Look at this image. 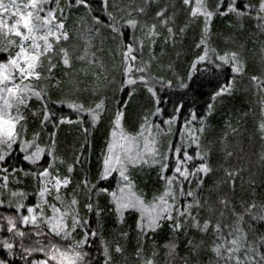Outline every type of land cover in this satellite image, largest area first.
Listing matches in <instances>:
<instances>
[{"label": "trees", "instance_id": "1", "mask_svg": "<svg viewBox=\"0 0 264 264\" xmlns=\"http://www.w3.org/2000/svg\"><path fill=\"white\" fill-rule=\"evenodd\" d=\"M193 1L195 0H188V3L185 0H108L106 7L103 0H87V4L78 0L48 1V9L59 11L72 33L69 47H61L57 50L58 56L50 59L51 63L54 59L58 67L51 68V78L41 83L40 108L37 112L31 109L36 114L29 113V117L24 120L26 131L23 137L27 138L35 133L37 138H44L46 147L41 148L40 158L34 161L26 159L24 149L19 142H15L5 159L0 161V200H3L0 204V257L8 264H22L34 257L35 252H25L24 249L33 250L25 241L29 240L28 237L36 238L43 228L40 223L28 226L17 221L22 216L19 214L18 202H23L24 212L25 207L34 206L41 200L45 176L41 178L37 173L42 172L45 167L48 172H64L68 175L67 185L54 193L62 198L70 218H78V224L70 235L42 238H51L47 240V244L52 243L51 246L57 245L59 248L57 262L50 258L55 264H80L74 253L81 250L89 254L85 258L87 264H105V248L108 249L109 264H147L148 261L152 264H185L186 261L188 264H236V256L240 257V264H245L246 258L248 264H251L252 257H255L256 264H264V172L261 169L257 174L253 172L258 170V158L250 163L252 166L246 161L250 156L247 152L261 149L260 123L264 118V87L260 89L261 92L247 91L238 84L230 88L235 73L229 62H223V67L216 68L214 64L196 60L194 71L184 80V85L191 86L178 85L179 87H172L171 91L161 92L155 106L159 111L154 113L153 101L143 90L133 86L130 90L127 84L130 82L125 81L123 74L126 64H122V56L117 53L119 44H123L122 49L125 48L129 37L135 36L141 26L145 30L143 35L146 55L154 54L156 60H166L165 63L169 66L175 63L178 71L184 69L183 65H189L194 51L197 52L194 59H197L205 54L206 48L209 57L237 52L247 64L246 70L250 69L252 50L254 53L257 50L251 43V12L246 13L242 7H238L236 12L230 14L226 0H204V11L211 10L213 15L206 20L199 12L191 18ZM217 5L220 7L217 8ZM136 9L142 11L138 12ZM161 9L164 12L157 16ZM238 13L241 16H236ZM128 20H136L140 25H128ZM84 24L92 28L93 35L100 37L101 44L99 41L94 42L96 38L92 41L96 45L93 48L96 54L93 63L88 61V57L77 59L86 53L81 44L85 45L88 40L87 35H84L82 42L75 29L78 25L82 28ZM153 25L157 32L155 36L149 37L147 30H151ZM113 33L118 36L117 42L110 40ZM202 39L205 46L203 51ZM61 49L68 53V66H64ZM126 52L129 57L134 54V49H126ZM128 67L125 73L128 72ZM105 69L115 73L118 85L123 87L120 93L115 89L114 94H104L102 88L106 80L100 82L92 78L93 74L103 73ZM129 69L131 71V67ZM222 87L226 91L220 93V103L215 107L214 103H217ZM93 92H96L94 97L105 99L103 106L98 98L94 102ZM74 102L83 107L73 109L71 104ZM97 104H101L102 113L98 115L96 122H89L92 112L86 109L94 111ZM211 109L214 112L210 113ZM113 111L116 116L118 112L122 113L119 120L124 127L134 128L131 131H138L140 125L154 128L156 121L172 120L174 130L168 141L169 149L166 148V154L162 158L164 167L158 169L155 165L142 166V169L134 173L133 178L135 192L148 204L154 202L156 194L163 191L166 195L171 188L173 197L168 206L170 217L162 215L151 229L145 227V230H141L138 227V223L144 221V214L139 209L132 206L119 208L118 201L110 200V195H114L121 185L117 169H109L110 175L101 178ZM45 113L48 114L47 118ZM62 117L65 119H61ZM207 117L209 127L202 145L206 153L205 159L200 158L202 162H199L191 146L187 149L191 159H185L182 152L178 159L177 152L176 155L173 153L177 147L175 132L178 130L180 135L192 119L201 123ZM225 117L235 120V131L225 126ZM229 137L233 139L230 140ZM164 140L161 150L168 143L167 138ZM235 145L241 147L239 156L231 155ZM201 163L209 168L206 181L199 185L198 180L202 181L201 172H198L195 179L192 171L194 166ZM178 165L180 172L175 171ZM185 170L189 175L184 177ZM85 180L88 181L87 184L84 183ZM128 183L132 184L130 181ZM189 192L192 193L191 196L187 195ZM51 194H47L49 199ZM73 197L76 204L71 203ZM89 204L92 205L91 208L87 207ZM185 206L187 212L180 219L181 210ZM9 217L14 218L13 222L24 233L23 237L16 235L15 229L8 230ZM205 220L210 222L207 229L204 227ZM177 222L182 225L179 229L174 227ZM217 223L221 225L219 232L216 229ZM237 229L242 235L239 237L237 250L232 253L233 259L229 260L227 248L217 250L216 245L224 244L225 239L231 241ZM90 232H95V235H88ZM5 240L13 244L14 254L13 249L3 246ZM21 241L24 248L20 247ZM37 243L44 244L38 239ZM173 243L176 247L171 249L170 245ZM117 245L121 248L119 252L116 251Z\"/></svg>", "mask_w": 264, "mask_h": 264}, {"label": "rangeland", "instance_id": "2", "mask_svg": "<svg viewBox=\"0 0 264 264\" xmlns=\"http://www.w3.org/2000/svg\"><path fill=\"white\" fill-rule=\"evenodd\" d=\"M48 1L49 0H35L36 6L31 7L28 4V0H0V2H2L5 5L6 9H10L13 5H16L19 12H22L24 14L23 16H20L17 15L16 12H10V13L8 11L0 12V20H2L4 24L11 26L17 20H19L20 24L17 26L20 28L21 32L27 34L28 28L25 26V18H27V23L29 26L36 25V27L33 29L32 35L36 37H43L45 34L49 32L58 33L61 35V38L59 40H57L53 35L48 36V41L52 44V47L47 52L43 51L44 42L42 39L37 40V43L40 45V49L38 50L33 49L31 47L32 45L31 36L23 40V47L25 49V53L21 54L22 57L24 55L31 57V55L34 52L37 51L39 52L38 60L34 61L33 63H35V71L39 72L40 76L32 77V76H28L27 74L21 75L19 71L20 67H25V61L23 58H20L18 60V66L17 64H13L11 62V59L16 58L17 53L20 52L22 38L18 34H16L15 31L9 32L7 27H0V62H3L2 64H0V76L3 77V79H0V141H2L0 142V153H5V152L7 153L9 150L7 148V144L10 143L12 146L15 142L20 143L27 157H29L32 154V152H35L36 148L42 150L41 148L46 147L44 138L43 137L37 138L35 136V133H33V135L31 134L32 136L30 137L27 138L23 137L26 131L25 130L26 124L24 120L29 117V113L35 115L37 109L40 108L41 105L39 103V100L41 94L37 95L36 93H40V92L42 93L41 83L45 82L47 78H51V74L49 73L53 71V69L51 68H54L55 66L56 68L58 67L57 65L58 63H56L54 59H53L54 64L51 63L49 57L58 56L57 50H59L63 46L65 47L68 46V42L71 39V33H72L70 32L69 24H67V22L64 21L63 19L64 16L60 15L59 11L55 9H48ZM239 3L240 5H238ZM183 4L185 5V3ZM226 4L228 5L227 9H229L230 4L234 5V7L232 9H229L228 11L230 14L232 12H236L237 11L236 8L238 7H242L243 11L246 13L248 11L251 12V21H252V27H251L252 30L250 32L251 43L254 44L257 49V50L255 49L256 53H254L255 51L251 49L253 52L252 55L253 58L251 61L252 63L250 69L247 68L246 70L247 64L244 62V60L239 54H237L236 59L229 61V65L231 67H232V63H236L237 66L241 69V71L239 72H234L235 76L232 78L233 80L230 82V88L233 87L232 85L237 86L238 84L239 87H243V89L247 91L252 90L253 92H261L260 89H263L264 87V8H261V0H226ZM202 5L206 7L204 0H197V1L195 0L192 2V8L189 7L191 9V15H190L191 18H194V16H197V14L199 13L197 12L196 15H193L192 14L193 8L199 9ZM29 12L32 13L31 16H29ZM50 13H52V15H50ZM230 14H227V16H229ZM37 15L39 16V19H37ZM45 16L48 17L47 21L43 19ZM236 16H241V13H238V15ZM61 21H63L62 26L60 24ZM137 24L140 25V22L137 21ZM79 25L75 29V32L77 33L80 40H82V42L84 40V35H87L88 42H86L85 45L81 44V48L86 53L83 56L80 55L81 57L79 56L77 57V59L82 60L88 57L89 58L88 61L90 63L91 62L93 63V59L96 56L93 48L96 46L95 43L100 40V37L97 34L93 35L92 34L93 32H91L93 31L92 28H90L89 26L87 27L86 24H84L82 28L79 27ZM156 30L157 28L153 30V27L151 30H147L149 34L148 36L149 37L155 36L156 35L155 32H157ZM144 31L145 30L141 29L140 26L137 32L138 34L136 33L135 36L131 35L132 37H129V41H127V45L128 44L133 45L132 49H134V54L129 56L127 60L124 59L126 53V47L122 49V47H124L123 44H119L121 48L118 47V51L117 49L116 51L118 54L122 56L121 57L122 64H124V66L126 64L125 70L123 71V74L126 77L125 81L126 80L129 81V78L131 77V82L127 83L128 86H130L131 88L130 90H132V86L136 87L137 89L143 90L144 91L143 93H145L153 101L152 107L154 113H156L157 109L155 106L158 100V95L161 92L163 93V92L171 91L172 87L183 86L184 80H187L191 76L190 74H192V72L195 69V67H193V64L197 60L194 59L195 56L197 55V52L195 51L193 52L189 61V65H186L185 67L183 65L184 69H182V71L179 70L180 71L179 72L177 66H175V63L174 64L172 63L171 66H169L165 63L166 60H162V61L156 60L154 54L152 56L146 55V53L144 52L145 50L144 49L145 35H143L145 34ZM63 33L68 34L66 38L63 36ZM110 37H111L110 40H112L113 42H117L118 36L115 35V33H113ZM95 38L96 41H94ZM92 41H94L95 43ZM204 48L205 46L202 44L201 50L203 51ZM206 55H207V60L200 62H208L209 65L218 64L219 67H223L224 61L219 60V57L221 55H217V57L211 55L209 57L208 54ZM229 55L231 54L229 53ZM64 66H68V65L64 63ZM128 66L131 67V71ZM127 67H128V72L125 73ZM201 67H203L202 63H201ZM104 72H107V74H105ZM103 73H100L98 75L96 74L92 75L93 79L99 80L100 82L103 81L104 79L106 80V82L103 83L105 84L104 87L102 88L103 93L114 94L115 89L117 90V93H120L123 87L122 85H118L117 77L115 73L112 71H108L106 69L103 70ZM183 74H185V76H182ZM140 75H146L148 77V81L150 82L139 80L138 77ZM253 77H256V79H253ZM169 81H171L170 84L168 83ZM9 89H11V91H9ZM220 93L221 92L218 93L219 94L218 96L216 95L217 103L215 102L216 105L214 103L215 107H217L218 103H220L219 99L222 96L220 95ZM95 94L96 92H93L92 99L94 98L93 99L94 102L100 99L98 97H94ZM98 101H102V106H103V102H105V99L102 98ZM31 109H33L36 112L31 111ZM212 112H214V110L211 109L210 113ZM101 113H102L101 110H99L98 115H100ZM229 114L230 113H228V115ZM262 115H264V111ZM116 117L117 116L115 114V111H113V113L110 116L109 126L111 129L107 139L106 150L104 155L105 157L107 156L109 159L110 166L108 170L110 169V171L112 170L116 171L117 169L119 173V178L121 180L120 181L121 185L118 186L117 192L113 193L114 195H110V200L114 202L115 200L118 201L119 208L132 206L135 207L136 209H139L144 214V218H142V220L144 221H142V223H144L146 226L149 216L154 215L160 209L162 204L161 197H163L164 201H167V204L169 206L171 204L170 200L173 197V194L171 188H169V192H167L166 195H164L162 191L161 193L156 194L155 200H153L154 202H152V204H148V202H145L144 199L140 197L138 192H135V187L133 184L134 173L142 169V166H146V165L147 166L155 165L156 167H158V169L164 167L162 158H164V155L166 154V148L169 149L168 141L172 137V133L174 130L172 128L173 125H171L172 120L170 119L164 122L156 121L154 128H152L151 126L142 127V125H140L138 131H131L134 128H126V126L124 127L122 124L123 122H120V120L117 121ZM150 118L151 117H149V119ZM88 119L89 122L97 121V119L93 120V116L91 114ZM207 119L208 117L205 120H202L201 123H199V121L197 122V120L194 118L191 120V122L188 125L185 126L184 132L182 134L178 135V130L175 132L176 134L175 141L177 143V146H180L182 150L186 151L187 153H188L187 149L190 146L194 148L195 151L194 156L196 158H199V162H202L200 158L205 159L206 157V153L202 149L203 147L202 145H204L205 143V139H206L205 132L207 131V127H209V121ZM224 123L226 127L232 129L231 131L236 130L235 128L236 122L233 118L229 119L225 117ZM262 123H264V118L260 123L261 149L259 150L255 147L256 150L254 152H247V155L250 153L249 155L251 156V157L248 156L246 159V161L249 162L248 164H250L254 159L258 158L257 159L258 163L256 165V167L258 166V170L255 171L253 170L254 173L259 172L260 169L264 172V128L261 127ZM164 138H167L168 143L167 146L165 144V148L161 150L162 146L164 145L163 143L165 141ZM232 139L233 138L231 137L230 140ZM109 144H111V148H109ZM215 145L217 144L215 143ZM250 145L253 146L252 144ZM173 147H175V144H173ZM198 151L201 153L200 156L196 155ZM41 153L42 151H40L39 157L37 159L40 158ZM173 153L174 155H176L175 150L173 151ZM240 153H241V147L239 146L237 147L235 145L234 149H232L231 155L235 154L239 156ZM29 160L32 161L33 159H29ZM133 160L137 161V163H132ZM121 165L123 166L122 168ZM198 166L199 165L193 167L194 169L192 171V176H194L196 179L198 172H201L200 175L202 181L198 180V184L200 185L201 182L204 183V180L206 181L205 176L208 170L207 171L201 170L199 169ZM122 170L124 172V176H121ZM48 173L50 175H45V180L43 178V184H44L43 188H45L46 191L41 193V200L37 201V203L34 206H31L33 207L32 213L28 212V208L30 206L25 207L24 209L25 211L23 212L22 209L23 202L22 201L18 202L19 214L22 216H20V219L17 218V221L18 222L21 221L20 224H27L28 226H34L35 223H33L31 219H29L27 223H24L23 219L21 218H23L24 216H29V217L35 216L36 223H40L43 228L42 230L39 231V235H36V238L28 237L29 240L27 239L28 241H25V244L28 247H32L34 250V251L31 250L30 253L31 254H33L34 252L35 253H34V257L30 261L22 264H40L41 261H47V264H55L53 261H50V258L52 260L53 258L51 255H49V253L55 252V254L57 255V253L59 252V248L56 245V249H53L51 246L52 243H50L49 245L47 244L48 242L47 240L51 238L49 239H42V238L47 236L53 238H57V237H56V233L51 231V228L49 227L48 221L45 219V217H54L53 220L54 223H59L60 218L63 217L64 224L68 226V232L66 234L70 235V233H72V231L75 229V226H73L72 223L74 218L73 219L70 218L71 215L69 211L65 209L66 205L65 203L62 202V198H60V195L57 196L55 195L57 190H60L65 185H62L59 189L55 188L56 182L54 177L56 176L68 177V175H66L64 172L63 174L53 171H49ZM125 177L127 179H125ZM208 179L210 180L209 176ZM129 181L132 184L128 183ZM2 188L4 191V187ZM49 192L52 193L50 199L47 195L49 194ZM124 196L126 197L124 198ZM77 224H78V220L75 225ZM60 233H61L60 236L65 234L63 231V227H61ZM37 239L39 242H43L47 246L44 244L37 243ZM41 248H43L44 251H40ZM0 260H4V259L0 257ZM54 261L57 262L56 259ZM73 261L74 260L72 259L71 262Z\"/></svg>", "mask_w": 264, "mask_h": 264}, {"label": "snow or ice", "instance_id": "3", "mask_svg": "<svg viewBox=\"0 0 264 264\" xmlns=\"http://www.w3.org/2000/svg\"><path fill=\"white\" fill-rule=\"evenodd\" d=\"M78 2H83V3L87 4V0H78ZM107 3H108V0H103V5L105 7L107 6ZM185 3H188V0H185ZM28 4L31 7H35L36 6L35 5V0H28ZM219 7H220V5H217V8H219ZM233 7H234V5H231V4L229 5V9H232ZM261 8H264V0H261ZM4 11H8L9 13L10 12H16L17 15H20V16H23L24 15L22 12H19V10H18V8H17L16 5H13L10 9H6L5 5L2 2H0V12H4ZM136 11L139 12V11H142V9H136ZM163 12H164V10L161 9V11L158 12L156 15L157 16H160ZM197 12H202V14L205 16L206 20L213 15V12L211 10L204 11L203 6H201L199 9L193 8L192 14L193 15H196ZM31 15H32V13L29 12V16H31ZM50 15H52V13H50ZM37 19H39V16L38 15H37ZM43 19L45 21H47L48 20V17L45 16ZM96 19L99 20V17H97ZM126 23L128 25L135 26L137 24V21L136 20H128V21H126ZM19 24H20V21L17 20L14 24H12L11 26H8V25L4 24V22L2 20H0V27H7L9 32L15 31L16 34H18L22 38L20 52L17 53V57L16 58H12L11 59V62L13 64H17V66H18V60L20 58H23L24 61H25V67H20L19 68V71H20L21 75L27 74L28 76H32V77H39L40 76V73L37 72V71H35V63H33L34 61L38 60V58H39V52L38 51L37 52H34L31 55V57H29L27 55H24L22 57L21 54L22 53H25V49L23 47V40L24 39H27L29 36H31V39H32V45H31V47L33 49L38 50V49H40V45L37 43V40L42 39L43 42H44L43 43V51L44 52H47L52 47V44L48 41V36L49 35H53V36H55V38L57 40H59L61 38V35L58 34V33H51V32H49V33L45 34L43 37H36V36L32 35L33 29L36 27V25L29 26L28 23H27V18H25V26L28 28V33L27 34H25V33H23V32L20 31V28L17 26ZM60 24L62 26L63 21H61ZM113 26H114V30H115V21L114 20H113ZM152 27H153V30H154L155 29V25H153ZM169 31H171V29H169ZM67 35H68L67 33H63V36L65 38L67 37ZM201 43L203 44V39L201 40ZM132 47H133L132 44H128L126 46V49L130 51L132 49ZM61 53L63 54V57H64V63L65 64H69V57H68L67 51L64 50V49H61ZM206 53H207V48H206L205 54L197 57V60L198 61H206L207 60ZM236 57H237V53H235V52L231 53V55H229L228 53H225L224 55H222V56L219 57V60L220 61H224V62H229L230 60L236 59ZM128 58L129 57H128V54L126 52L125 53V59L127 60ZM49 59H51V57H49ZM2 63L3 62H0V64H2ZM195 66L196 65L194 63L193 64V67H195ZM214 67H217L218 68L219 65L218 64H214ZM232 69H233L234 72L241 71V69L237 66L236 63H232ZM0 79H3V77L0 76ZM9 79H10V77H9ZM138 79L141 80V81L150 82V81H148V77L146 75H140L138 77ZM253 79H256V77H253ZM128 82H131V77L129 78V81ZM168 83L170 84L171 81H169ZM190 86H191L190 84L189 85H183V87H190ZM9 91H11V89H9ZM33 91H35V90H33ZM224 91H226V89L222 87L220 89V92H224ZM36 94L37 95H40V93H36ZM71 106L73 108H76V107H81L82 108L83 107V105H77L75 103H73ZM100 108H101V104H97L94 111L91 110V109H86V111L92 112L93 120H95V119L98 118V112H99ZM158 111H159V108H157V112ZM47 115L48 114L45 113V118H47ZM121 115H122V113H119V112L117 113V117H116L117 118V121L119 120V118L121 117ZM61 119H65V118L62 117ZM142 127H143V125H142ZM261 127L264 128V123L261 124ZM0 142H2V141H0ZM7 148L10 150V148H11V144L10 143L7 144ZM109 148H111V144H109ZM40 151L41 150L39 148H36V151L35 152H32V154L29 157H26V159H33V160L37 159L39 157ZM175 151L177 152L178 159H179V154L183 150L179 146H177L176 149H175ZM6 154H7L6 152L5 153H0V161H3L5 159V155ZM183 155H184L185 158L191 159V157L188 155V153L186 151H183ZM196 155L197 156H200L201 153L198 151L196 153ZM132 163H137V161L133 160ZM182 163L183 162H181V164ZM104 165H105V168L103 169V174H102V177H101L102 179L103 178H107L110 175V172L108 171V168H109L110 164H109V159H108L107 156L105 157ZM122 167L123 166L121 165V168ZM198 167H199V169L204 170V171H207L208 170L206 164H201ZM70 170H71V167L69 168V171ZM175 171L176 172H180V165H178V167L176 168ZM37 175L42 178L45 175H50V174L48 173V168L45 167L43 169V171L37 173ZM183 175L184 176L189 175V173L187 172V170L184 171ZM121 176H124L123 170L121 171ZM54 179H55V182H56L55 183V188H57V189H59L62 185H66L68 183V181H69V178L68 177H61V176H56V177H54ZM125 179H127V178L125 177ZM84 183L87 184L88 181L85 180ZM101 190L107 191V189H101ZM45 191H46V189L42 187L41 188V192L43 193ZM187 195L188 196H191L192 193L189 192V193H187ZM161 202H162V204H161L160 209L154 215L149 216V218L147 220L146 226H145L144 223H138V227H140L141 230H145V227L147 229L153 228L155 226L156 222L161 218L162 215H168L170 217V213L168 211L167 201H164L163 200V197H161ZM2 203H3V200H0V204H2ZM71 203L72 204H76L77 203L75 197H73ZM196 203L198 205L199 204V201H197ZM87 207L88 208H91L92 205L89 204V205H87ZM251 207L252 206L250 205L249 208H251ZM54 211H55V209H54ZM28 212L29 213H32L33 212V207L30 206L28 208ZM184 212H187V206H185V208L181 210L180 219H183L184 218V216H183V213ZM189 215H190V213H189ZM13 219L14 218H12V217H9L8 218V230L9 231H12L13 229H15V234L23 237L24 233L22 231H20L19 228L16 227V224L13 222ZM22 219H23V222L24 223H27L29 221V219H31L33 223H36V217L35 216H31V217L24 216ZM45 219L48 221V224H49V227L51 228V231L54 232V233H56L57 236H59L61 234L60 233L61 227H63V231H64L65 234L68 232V226L66 224H64L63 217L60 218L59 223H54L53 222L54 217H45ZM77 220H78V218H74L73 219V222H72L73 223V226H75V224L77 223ZM209 223L210 222L208 220H205L204 221V227H205V229H207V227L209 226ZM197 224H198V222H197ZM181 226L182 225L179 222H177L174 225V227L176 229H179ZM216 229H217L218 232L221 230V225L219 223H217ZM37 235H39V233H37ZM88 235H95V232H90V233H88ZM229 235H232V234L229 233ZM241 235H242V233L240 232L239 229H237L236 230V233L233 236V238L231 239V241H228L227 239H225V243L224 244L216 245L217 250H219L220 248H225L226 247L227 248L228 259L229 260L233 259L232 253L237 250L238 245H239V237ZM262 241H264V238H262ZM229 244H231V246H228ZM3 246L5 248H8V249H13V244L8 243L7 240H5ZM262 246H264V243H262ZM20 247L21 248H24V245H23V242L22 241L20 243ZM69 247L71 248L72 246L70 245ZM175 247H176V245L174 243L170 245V248L171 249H174ZM245 247H247V245H245ZM52 248L53 249H56V245H52ZM24 250H25V252L31 251V249H24ZM40 251H44V249L41 248ZM57 251H58V249H57ZM116 251L117 252L121 251L120 245H117L116 246ZM14 252H15V250L13 249V254H14ZM107 253H108V249L105 248V264H109V257H108V254ZM49 255L52 256L53 260L56 259L55 252H51V253H49ZM74 255L80 261V264H87V261H86L85 258L89 255L88 253H86V252H84V251L81 250V251L75 252ZM235 260H236V264H240V257L239 256H236L235 257ZM0 264H8V262L6 260H0ZM40 264H47V261H41ZM147 264H152V262L151 261H148ZM185 264H188V262L186 261ZM245 264H248L247 258L245 259ZM251 264H256L255 257H252L251 258Z\"/></svg>", "mask_w": 264, "mask_h": 264}]
</instances>
